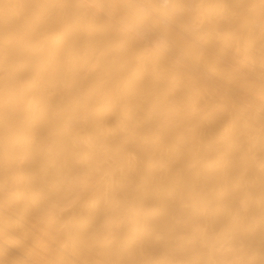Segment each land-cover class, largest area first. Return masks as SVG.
<instances>
[{
    "label": "bare ground",
    "instance_id": "obj_1",
    "mask_svg": "<svg viewBox=\"0 0 264 264\" xmlns=\"http://www.w3.org/2000/svg\"><path fill=\"white\" fill-rule=\"evenodd\" d=\"M0 264H264V0H0Z\"/></svg>",
    "mask_w": 264,
    "mask_h": 264
}]
</instances>
